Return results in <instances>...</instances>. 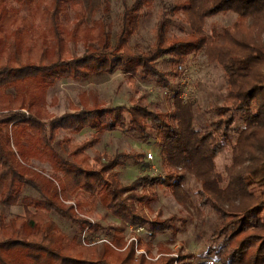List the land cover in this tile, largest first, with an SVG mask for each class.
Returning <instances> with one entry per match:
<instances>
[{"label": "trees", "instance_id": "1", "mask_svg": "<svg viewBox=\"0 0 264 264\" xmlns=\"http://www.w3.org/2000/svg\"><path fill=\"white\" fill-rule=\"evenodd\" d=\"M157 1L154 41L140 49L133 35ZM119 2L112 42L107 1L91 26L81 30L84 11L73 8V0H0V206L23 205L22 214L9 218L0 212V264H173L171 257L151 261L142 253L133 263V244L123 254L112 250L110 244L121 241L117 238L82 241L84 229L94 226L64 203L89 188L122 222L146 223L133 202L148 204L152 197L127 193L129 186L115 174L104 177L116 161L100 171L87 170L82 147L69 144L63 156L54 139L59 130L89 127L126 130L148 140V118L157 129L165 175L139 177V184L160 183L197 219L214 220L206 254L215 264H264V0ZM228 12L230 24H207ZM197 52L222 73V89L201 118L194 98L183 99L182 88H173L171 71L158 69L160 61L176 67ZM115 71L166 89L173 101L171 121L137 103L45 116V94L57 80ZM220 155L226 159L222 166ZM33 159L47 162L51 173L35 167ZM49 213L77 223L78 231L69 238ZM145 230L154 236L176 227L153 220Z\"/></svg>", "mask_w": 264, "mask_h": 264}, {"label": "rangeland", "instance_id": "2", "mask_svg": "<svg viewBox=\"0 0 264 264\" xmlns=\"http://www.w3.org/2000/svg\"><path fill=\"white\" fill-rule=\"evenodd\" d=\"M105 1L109 3L111 41L113 42L118 28L116 16L121 8L119 0H73L72 7H81L84 11V21H79L82 30L86 26H91V20L102 13ZM159 9L160 5L157 1L151 14L140 22L134 33L132 43H135L138 48L145 49L153 43V28ZM232 19L233 14L228 12L209 18L207 24L215 22L228 25ZM174 32L180 33L177 30ZM77 48L78 55H81L84 51L83 46L78 44ZM158 69L164 72L171 71L168 79L174 89L182 88L180 97L194 98L197 116L207 117L208 108L206 107L222 89V73L218 66L208 62L204 54L197 52L189 55L181 65L176 67L170 62L160 61ZM174 72L177 73L175 76L172 74ZM169 96L166 89L149 79L141 81L139 77L126 75L121 71H115L112 74L98 72L78 79L57 80L47 88L43 108L46 111L45 116L48 119H54L65 114L106 111L110 106L137 103L147 107L153 114L171 121L168 116L172 111L173 101L169 99ZM144 122L147 131L151 134L148 140L141 139L126 130L95 131L89 127L75 132L62 129L56 135L54 144L63 156L68 150V145L73 144L82 147V154L88 157V166L84 167L87 170L100 171L104 164L116 161L117 165L105 172L104 177L110 179L112 174H115L122 185L129 186L127 193L133 192L138 196L152 197L148 204V201L134 200L137 214L146 220L145 224L134 225L116 218L109 208L101 204L96 190L92 191L89 188L77 190L64 203L73 205L78 216L94 226L85 228L81 239L85 242L88 238H91L90 241L97 242L101 239H120L119 243L113 241L110 244L112 250L119 254H123L128 250V245L133 244V263L142 253L147 260L151 261H156L163 256L171 257L173 264H215L214 260L206 254L209 242L207 236L213 229L214 220L197 219L178 204L170 188L160 183L139 184L137 180L139 177H145L148 174L153 177L165 175V171L159 167L160 147L157 129L150 118ZM148 153L152 157H149ZM225 161V157L220 155L219 166H222ZM31 163L46 174L51 173L47 162L41 163L33 159ZM25 189L28 191L27 188ZM139 204L142 205V212L138 210ZM0 212L9 218L15 214H22L23 205L17 203L8 207L0 206ZM260 215L264 218V209ZM48 216L55 219L59 228L69 238L78 231L77 223L56 214L49 213ZM153 220L171 223L176 230L157 233L154 236L147 234L145 225ZM112 225L115 228L110 229Z\"/></svg>", "mask_w": 264, "mask_h": 264}, {"label": "built area", "instance_id": "3", "mask_svg": "<svg viewBox=\"0 0 264 264\" xmlns=\"http://www.w3.org/2000/svg\"><path fill=\"white\" fill-rule=\"evenodd\" d=\"M148 156H149V157H152V155H151L150 153H148Z\"/></svg>", "mask_w": 264, "mask_h": 264}]
</instances>
